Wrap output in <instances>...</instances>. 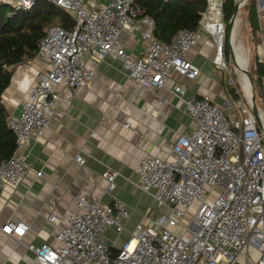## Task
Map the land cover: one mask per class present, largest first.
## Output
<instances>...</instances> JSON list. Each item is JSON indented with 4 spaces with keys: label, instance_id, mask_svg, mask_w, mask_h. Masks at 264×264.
Here are the masks:
<instances>
[{
    "label": "built area",
    "instance_id": "obj_1",
    "mask_svg": "<svg viewBox=\"0 0 264 264\" xmlns=\"http://www.w3.org/2000/svg\"><path fill=\"white\" fill-rule=\"evenodd\" d=\"M45 1L70 14L74 27L52 26L40 41L37 58L44 70L21 114L8 120L17 150L0 165V196L5 186L19 188L26 181L31 164L20 150L49 130L60 88L86 89L94 82L96 70L88 66L87 57L96 64L107 58L118 61L129 79L160 90L175 74L189 80L199 76L200 69L188 60V53L206 33L213 42L214 64L226 67L223 0L217 5L220 20L208 17L211 0H206L208 8L200 28L179 31L171 44L155 39V20L140 16L138 3L142 0H109L98 9L92 8L94 0ZM37 2L0 0V8L9 5L29 11ZM258 2L260 23L264 22V0ZM136 29L141 30L148 48L143 56L132 58L121 36L125 30ZM258 63L264 66V47ZM241 87L245 99L223 105L202 94L184 99L185 87H174L173 93L185 103L195 128L176 135L169 144L172 157L147 156L138 161L135 185L155 200L157 213L137 225L121 248L107 246L105 239L109 230L117 235L126 230L132 214L126 204L116 197L105 204L80 196L74 209L63 215L49 213V240L39 246L25 244L33 254L28 264H234L243 256L247 264H264V110L257 105L258 124L251 96L243 84ZM75 160L83 165L86 158L77 155ZM41 176L38 172L37 177ZM118 176L112 169L103 174L107 194L114 196ZM55 204L53 199L47 202L52 210ZM28 231L24 221L10 220L0 226V234L15 242H23Z\"/></svg>",
    "mask_w": 264,
    "mask_h": 264
},
{
    "label": "crops",
    "instance_id": "obj_2",
    "mask_svg": "<svg viewBox=\"0 0 264 264\" xmlns=\"http://www.w3.org/2000/svg\"><path fill=\"white\" fill-rule=\"evenodd\" d=\"M108 1L94 0L96 6L91 7L98 9ZM140 29L125 30L121 36L124 49L132 58L143 56L148 48ZM214 55L213 42L205 33L200 44L188 53V60L200 69L199 76L189 80L175 74L160 90L129 79L118 61L107 58L96 64L87 57L88 66L96 70L94 82L86 89L60 88L61 98L49 130L29 148L20 150L31 164L26 181L19 188L5 186L2 190L0 226L10 220L24 221L29 231L23 242L0 234V264H28L33 254L25 244L39 246L49 240V213L63 215L74 209L80 196L105 204H111L116 197L131 211L122 234L113 230L106 234V245L114 249L121 248L137 225L148 222L150 215L157 213V204L135 185L139 179L135 172L137 163L147 156L172 157L169 144L176 135L195 128L185 103L173 93L176 85L185 87L183 98L187 100L198 98L199 94L220 104L222 99L228 100L227 89L217 78ZM43 70L37 57L14 69L11 84L2 96L10 117L21 114L24 101ZM77 155L86 158L85 164L75 160ZM110 169L120 173L114 196L106 193L107 181L103 177ZM38 172L41 177H37ZM49 199L56 203L54 210L47 206ZM234 264H247V259L240 257Z\"/></svg>",
    "mask_w": 264,
    "mask_h": 264
},
{
    "label": "trees",
    "instance_id": "obj_3",
    "mask_svg": "<svg viewBox=\"0 0 264 264\" xmlns=\"http://www.w3.org/2000/svg\"><path fill=\"white\" fill-rule=\"evenodd\" d=\"M248 2L249 23L253 30H259L256 0ZM138 4L140 16L155 20L154 37L164 44H171L177 33L183 29L198 30L208 8L206 0H142ZM235 5V0H223L225 20H231ZM52 26L72 30L74 21L70 14L45 0H38L29 11L15 10L9 5L0 8V165L14 156L17 150L16 137L9 128L10 116L2 96L11 84L14 69L37 57L40 41ZM252 72L257 74L262 90L260 94L256 93L255 99L263 98L264 101V66L256 63L251 74ZM253 84L255 87L254 79ZM226 92L234 101L242 97L241 91L236 88L230 87Z\"/></svg>",
    "mask_w": 264,
    "mask_h": 264
},
{
    "label": "rangeland",
    "instance_id": "obj_4",
    "mask_svg": "<svg viewBox=\"0 0 264 264\" xmlns=\"http://www.w3.org/2000/svg\"><path fill=\"white\" fill-rule=\"evenodd\" d=\"M236 1L237 0H235V2ZM248 1L240 8L239 13L237 15L238 16L237 17L238 24L236 25V29H237L236 30V38H237V43L240 42V44L243 45L249 51V65H248L247 70L249 71L250 75H252L254 82L256 83L255 87L253 84V88H252V93L254 91V96H255L256 93L260 94L262 90L260 89L257 74L255 72H252V74H251V71L253 70V65L258 63V56H259L260 50H261V48L264 47V22L259 23V30H253L252 29V26L250 25L249 20H248V9H247V7H248V4H250ZM259 6H260V3L258 2V0H256L257 11H258ZM7 10H9V9L7 8ZM223 14H224V10H223ZM71 18H72V16H71ZM226 20H225V23H226V27H227V30H226L227 45H226V50L224 53L225 54L224 59H225L226 67L223 66V68L217 69V71H216L217 78H218L219 82L221 83V85L225 89H228L230 87H232L233 89L234 88L239 89V91L242 92V98L245 99V97L243 95L242 87H241V84H242V77L241 76H242V74L238 71V68L234 62V58H232V54H231L233 51H232V46L230 45V40L228 38V24L230 21H228V20L226 21ZM213 60H214V57H213ZM263 82H264V79H263ZM227 97H228L227 98L228 100H226V101L224 99H222L224 102L221 103V105L225 104V102H227V101H233V103L236 102V101L232 100L229 96H227ZM256 101H257L256 105H258L260 108H262L264 110L263 98L261 100L258 99ZM130 237H131V234H130L129 238ZM124 243L125 242H123V244Z\"/></svg>",
    "mask_w": 264,
    "mask_h": 264
},
{
    "label": "bare ground",
    "instance_id": "obj_5",
    "mask_svg": "<svg viewBox=\"0 0 264 264\" xmlns=\"http://www.w3.org/2000/svg\"><path fill=\"white\" fill-rule=\"evenodd\" d=\"M237 1L240 3L241 6L245 3V0ZM218 3V0H211L210 13L208 17H211L214 20H220L222 18V13L220 10H218L217 7ZM236 30L237 29L235 28V30L231 34V46L234 52V62L239 67H237L238 71L242 74V84L244 86V89L246 90L247 96H251V85L248 80V77L243 72V70L247 69L249 65V51L243 45H241L240 42L237 43Z\"/></svg>",
    "mask_w": 264,
    "mask_h": 264
},
{
    "label": "water",
    "instance_id": "obj_6",
    "mask_svg": "<svg viewBox=\"0 0 264 264\" xmlns=\"http://www.w3.org/2000/svg\"><path fill=\"white\" fill-rule=\"evenodd\" d=\"M245 1H248V0H245ZM240 8H241L240 3L236 1V5H235V8H234V12H233L232 18H231V20H230V22L228 24V38L230 40V45H231V34L236 28L237 15L239 13ZM232 51H233V49H232ZM231 54H232V58H234V52H232ZM243 72L248 77V80L250 82L251 88H253V79H252V76L250 75L249 71L247 69H245V70H243ZM250 99H251V103H252V112H253L255 118L257 119L258 124H260L258 107L256 105V100H255V96H254L253 93H251V98Z\"/></svg>",
    "mask_w": 264,
    "mask_h": 264
}]
</instances>
